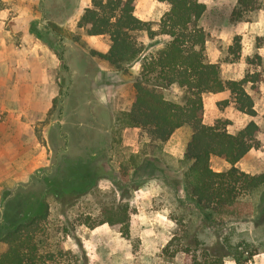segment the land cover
<instances>
[{
	"label": "rangeland",
	"instance_id": "374dc122",
	"mask_svg": "<svg viewBox=\"0 0 264 264\" xmlns=\"http://www.w3.org/2000/svg\"><path fill=\"white\" fill-rule=\"evenodd\" d=\"M134 1L135 15L150 22L152 29L158 31L160 20L170 5L159 0ZM198 1L207 7L198 22L209 33L207 57L209 61L218 62L222 79L239 81L247 76L258 79L245 86L254 100L257 116L251 118L241 113L225 91L219 94L215 105L210 106L206 100L204 118L233 133L251 120L255 121L260 128L259 146L251 149L235 166L249 174L261 173L264 171V0L259 12L238 22L231 19L237 0ZM90 4L91 0H22L19 4L26 11L21 22L27 25L29 34L51 52L53 71L52 77L38 79L43 91L37 96L26 93L23 85L20 95H14L15 91L0 94V99L6 95L18 101L22 119L33 121L37 142L35 147L33 143L28 146L29 141L22 145L24 156L34 154L35 163L30 167H37H33L26 182L3 186L0 207L4 188L27 183L35 171L50 167L62 131L67 134L71 153L80 152L82 144L98 134L108 133L111 145L103 162L108 177L100 180L98 190L66 207L52 196L47 198L49 217L45 232L38 238L40 251L54 255L51 264L211 262L206 250L221 240L249 244L248 252L255 250L262 257L254 256L248 263L264 264V213H254L249 199L242 198L236 214L214 215L208 220L186 196L183 159L191 127L176 131L164 143L161 159L150 157L146 163L137 165L135 155L145 148L149 138L140 128L117 130L114 119L119 112L130 109L135 96L133 82L141 72V65L136 62L117 70L93 55V52L106 53L111 41L107 35L88 36L78 27L79 16ZM10 20H7L8 27L14 24ZM38 29L53 38L50 40L54 50L35 36L34 31ZM136 36L148 52L159 48L165 39L157 36L151 40L145 32L136 33ZM236 37H239L240 50L235 44ZM61 60L68 71L61 68ZM166 94L179 100L182 92L172 87ZM6 113L9 112L0 110V121L5 119ZM210 165L216 172L231 167L217 156L211 157ZM109 203L127 206L128 233H121L120 226L104 223L103 207ZM5 250L6 246L0 245V253ZM223 264L236 263L226 258Z\"/></svg>",
	"mask_w": 264,
	"mask_h": 264
},
{
	"label": "trees",
	"instance_id": "16d2710c",
	"mask_svg": "<svg viewBox=\"0 0 264 264\" xmlns=\"http://www.w3.org/2000/svg\"><path fill=\"white\" fill-rule=\"evenodd\" d=\"M159 1L169 4L170 9L162 16L158 31L152 29L150 22L135 15L134 0H91L78 20V27L84 29L86 35L110 38L108 51L93 52V55L117 70L136 62L141 65V72L133 82L132 105L129 110L116 115L115 127L119 131L140 128L147 134L149 142L135 155L138 166L150 157L161 159L163 145L175 131L184 126L191 127L192 135L183 159L186 164L184 190L200 214L208 220L214 215L236 214L242 198L251 201L254 213H264V171L249 174L235 166L251 149L259 146V125L251 120L233 133L225 127L203 122V95L206 93L228 91L241 113L251 118L257 116L254 100L245 86L258 79L247 76L239 81H225L219 64L208 60L209 33L198 25L207 10L204 3L198 0ZM262 7L263 0H237L231 19L242 21ZM140 32H145L151 40L157 36L165 39L159 48L148 52L136 36ZM34 34L50 49H55L49 34L39 29ZM238 38L235 44L240 50ZM62 62L61 68L68 71ZM172 87L182 92L179 100L167 96L166 91ZM110 139V134L100 133L82 144L80 152L71 153L67 134L62 131L49 168L35 171L27 183L2 190L0 245H5L6 250L0 253V264L52 263L54 255L40 251L38 238L45 232L49 217L47 198L52 196L66 207L94 194L100 180L108 177L103 162L107 159ZM213 156L223 158L231 165L230 169L214 171L210 165ZM127 176L125 173L124 177ZM103 213L104 223L120 226L121 233H128L126 205L109 203L103 207ZM249 247L243 241H217L206 250L212 261L194 264H223L226 258L233 259L236 264H249L258 254L255 250L248 252ZM245 253L249 256L245 257Z\"/></svg>",
	"mask_w": 264,
	"mask_h": 264
},
{
	"label": "crops",
	"instance_id": "0c3cea01",
	"mask_svg": "<svg viewBox=\"0 0 264 264\" xmlns=\"http://www.w3.org/2000/svg\"><path fill=\"white\" fill-rule=\"evenodd\" d=\"M21 1L0 0V4H3V7L0 8V94H10L15 91L14 95H20L23 85L27 90L26 93L30 96H37L39 92L43 91V88L38 86V79L52 77V54L47 47L29 34L27 25L21 22V16L26 14V11L24 12L19 5ZM9 18H11L10 21H14L10 27L7 26ZM210 62L218 63L212 59ZM218 97L219 94H204L205 110L206 100L212 106L216 104ZM18 105V101H12V99L6 98V95L0 99V110L9 112L6 113L5 119L0 121V190L4 185L16 181L26 182L33 167H37V165L30 167L32 162L35 163L34 154L28 153L24 156L22 150L24 141H29L28 146H31L32 143L34 147L35 144L37 146L32 130L33 121L22 119V115H20L22 108ZM14 112H18V114L16 115ZM204 114L206 117L205 111ZM203 122L206 125H212L211 122H206L205 118H203ZM182 128L189 129L188 126ZM191 135L189 132V137ZM260 256V254L255 255V257Z\"/></svg>",
	"mask_w": 264,
	"mask_h": 264
},
{
	"label": "water",
	"instance_id": "95a60500",
	"mask_svg": "<svg viewBox=\"0 0 264 264\" xmlns=\"http://www.w3.org/2000/svg\"><path fill=\"white\" fill-rule=\"evenodd\" d=\"M2 210H3V207L0 208V211H1V212H2Z\"/></svg>",
	"mask_w": 264,
	"mask_h": 264
}]
</instances>
